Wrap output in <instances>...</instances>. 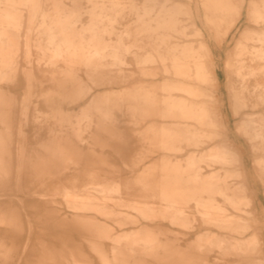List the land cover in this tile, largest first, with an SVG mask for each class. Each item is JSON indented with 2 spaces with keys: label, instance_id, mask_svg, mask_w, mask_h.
<instances>
[{
  "label": "rangeland",
  "instance_id": "rangeland-1",
  "mask_svg": "<svg viewBox=\"0 0 264 264\" xmlns=\"http://www.w3.org/2000/svg\"><path fill=\"white\" fill-rule=\"evenodd\" d=\"M34 1L42 6L46 14L52 12V0ZM99 1H105L109 7L118 3L117 7L126 8L122 13H112L115 20L107 24L108 30L112 33L99 35L100 39L104 40L105 37L104 41L109 44L114 43L113 45H117L121 37L130 48L125 54L124 63L117 67L120 71L119 76L115 80L98 76L95 82L88 83L91 93L97 90H115L114 114L111 116L109 126L105 128L101 125L100 115L95 114L91 116L92 119L85 124L86 126L78 127L73 114L78 110L69 111V115L64 116L55 125L53 123L40 125L35 123L32 111L29 121L20 126L23 120L22 105H20L16 125L11 126L9 130L1 128L3 135L6 138L8 136L9 140L5 143L3 156L0 157V264H52L54 254L59 264H72L70 263L72 260L69 259L70 254L77 258L78 264H105L95 251L93 243L95 239L90 237L93 232L91 233L88 228L78 227L76 220L80 218L85 221L91 220L96 228L110 230L116 236L131 235L139 229L137 224L132 223L134 219L140 218L139 211H147L157 216L153 220L141 219V224L148 227L150 232L154 231L153 233L160 238V247L156 251L158 261L143 256L141 262L144 264L157 262L159 264H249L250 261L252 262L250 264H260L261 261V264H264V182L256 175L258 173L254 161L264 157V151L253 150V144L239 133V127L245 118L264 116V102L259 100L264 87L262 72L264 62L245 60L249 67L246 72L252 70L256 74L247 76L248 90L245 92L248 99L247 107L238 115L232 110V97L233 89L239 90L242 80L233 75L228 66V63H235L236 47L239 42L245 41L243 37L245 31L259 30L263 27L256 26L250 21L251 2L262 6L263 0H234L237 11L221 13L218 17L221 23L220 35H217L216 31L207 24L203 5L205 0ZM60 2L68 10L82 9L78 25L90 24V15L85 13L91 6L89 0H60ZM133 4L140 13H143L146 7H155L154 12L147 16L148 21L152 17H157L164 4L170 7L181 6L186 10L179 15L180 31L184 34L170 32L173 36L171 42L181 45L187 43L203 54L212 77L210 85L205 87L214 95V98L208 100L209 108L213 111L211 115L216 119L215 104L220 100L226 124V127L219 126L216 129L218 133L216 137L198 147L185 143H170L172 144L170 146L163 144L164 132L175 129L182 121L169 115L161 116V109L141 110L129 105L126 110L128 114L124 115L122 98L125 94L128 96L135 93L152 94L157 99H162L168 93L163 91L161 86L166 81H174L171 74L162 73L161 62L146 66L141 63L143 57L149 54L156 55V52L153 38H149L150 35L136 23L138 15L130 9ZM30 5H20V7L24 17L22 40H26L25 35L28 34L27 29L30 26L32 30L29 35V46H31L28 49L25 43H21L17 55L21 65L32 67L44 62L39 61L42 52L35 45L41 20H30L32 18L28 10ZM151 23L155 24L153 21ZM167 32L169 31H158L161 35ZM202 42L209 46L205 51L201 49ZM162 51L165 52V47ZM244 57L248 58L247 55ZM29 69L31 68H24V70ZM30 71L19 73L11 79V81L14 79L21 81L15 95L20 104L24 101L30 102L32 107L38 106L47 114L43 95L46 92V84L43 82L45 77L34 68ZM184 82L191 85L198 84L194 80ZM173 95L177 98L186 97L183 92H174ZM255 104L257 105L254 107ZM230 141L241 152L249 174L248 186H246L249 189L240 187L236 191L241 190L239 196L245 199L240 207L241 210L224 203L222 196L216 195L215 198L218 205L227 209L225 214L229 218L244 219L250 225L242 239L248 243L252 241L254 245L256 242L259 243V252H252L253 254L241 252L243 256L235 251L230 254L232 250L231 248L228 250L227 245L223 251L227 250L228 253L220 251L214 243L217 241L216 238L222 235L221 238L228 240L229 237L238 238V236H230L226 231L205 223L197 213L194 202L175 203V208H180L182 213L181 218L175 223L171 221V217L177 212L169 209L174 205L168 196L171 182L174 181L176 174L167 171L166 167L176 163L182 166L188 165L186 159L189 156L204 155L216 145ZM99 150L104 151V159L98 157ZM54 152H59V155L50 157L49 153ZM69 160L75 162L68 164ZM56 166L67 169L64 173L55 174ZM198 166L203 176L209 175L214 170H219L223 174V170L217 164L209 167L202 161ZM90 173L116 178L131 185L128 194L123 198L124 202L119 204L112 201L105 202L112 207L107 208L112 213L111 218H104L89 209L81 211L86 217L77 218L76 213L69 207L81 209L104 203V201L94 203L83 194L82 187L86 183L84 178ZM238 182H242V179L230 180L233 187L238 186ZM65 194H70L72 197L66 200ZM32 202L37 204V208L30 207ZM101 238L100 246L104 247L109 264H129L127 260L115 259L112 253V239ZM122 242L123 248L129 247L128 243ZM234 253L239 254L234 255Z\"/></svg>",
  "mask_w": 264,
  "mask_h": 264
},
{
  "label": "bare ground",
  "instance_id": "bare-ground-1",
  "mask_svg": "<svg viewBox=\"0 0 264 264\" xmlns=\"http://www.w3.org/2000/svg\"><path fill=\"white\" fill-rule=\"evenodd\" d=\"M35 2L34 0H0V157L4 154L6 141L9 140L8 136L6 138L3 135L1 128L9 130L11 126L16 125V116L20 105H22L23 115L20 126L29 121L30 112L32 111L35 123L40 125L42 123H53L55 125L64 116L69 115V111L78 110L73 113L78 127L86 126L85 124L91 121V116L94 114L100 115L103 127H108L111 116L115 111V90L105 89L91 93V87L88 83L89 81L95 82L98 76L110 77L112 80L117 79L120 74L117 67L124 63L125 54L130 51V48L126 46L121 37L117 45L106 43L104 41L105 37L104 40L99 38V35L112 33L108 30L107 25L115 20L112 13H122L126 9L125 7H117L118 3H114L109 7L105 1L89 0L91 6L85 13L90 15V24L78 25L82 16L81 8L68 10L60 0H52L53 10L48 15L42 10V6ZM29 4H31V7L28 10L32 14L30 20H41L35 45L42 52L39 61L44 62L32 67L21 65L17 55L21 43H25L28 49L31 46H29V35L32 30L30 26L27 29L28 34L25 35L26 40H22L24 38L22 31L24 17L20 7V5ZM203 5L207 24L216 31L217 35H220L221 28L219 15L221 13L236 12L238 9L234 0H205ZM154 8V6L146 7L143 13H140L137 6L134 4L130 6V9L138 15L137 25H141L142 30L150 35L149 38H153L152 42L155 45L156 55L149 54L143 57L141 63L146 66L161 62L162 68L160 69H162V73L165 75L171 74L174 81H166L161 86L162 90L168 93L162 99H157L152 94L135 93L134 95L129 94V96L125 94L122 98V110L125 111L124 115L126 116L129 105H134L135 108L141 110L155 111L161 109V116L169 115L182 121L176 125L175 129L164 132L163 144L170 146L172 145L170 143H185L198 147L207 140L216 137L218 135L216 129L219 126L226 127L221 110L222 104L220 100L215 104L216 119H214L211 115L213 111L210 110L208 103V100L214 98V95L205 88L212 82V77L203 54L187 43L181 45L171 42L173 36L170 32H175L178 35L184 34L180 31L181 21L179 15L185 13L186 10L181 6L170 7L164 4L157 17H152V20L148 21L146 18L154 12ZM250 12V21L256 26L263 27L259 30L245 31L243 34L245 41L239 42L236 47L235 63H228L233 75L242 80L239 90L233 89L232 110L235 115H238L242 109L247 107L248 99L245 94L248 90L247 76L256 74L252 70L246 72L249 67H247L245 60L264 62V0L262 6L257 5L256 2H251ZM150 21L155 22V24ZM160 30L169 32L161 35L158 33ZM127 36H129V33H127ZM164 47L165 52L162 51ZM208 48V44L201 43L203 51ZM245 55L248 58H245ZM25 67L31 69L24 70ZM32 68L45 77L43 82L46 84V92L43 95L46 101L47 114L43 113L42 108L38 106L32 107L30 102L24 101L20 104L15 95L20 88L21 81L19 79L11 81V79L19 73L32 70ZM262 72L264 74V65ZM187 80H194L198 84L191 85L184 82ZM174 92H183L186 97L177 98L173 95ZM261 93L259 100L264 102V87ZM198 99L199 102L196 101ZM239 133L253 144V150L264 151V116L245 118L239 127ZM58 155L59 152L49 153L50 157ZM98 157L100 159L105 158L103 150L98 151ZM186 161L188 165L185 166L176 163L171 167H166L167 171L176 174L171 186L168 185L171 187L168 197L174 204L169 209L177 212L171 217V221L175 223L181 218L182 214L180 208H175V203L194 202L197 213L205 223L226 231L230 236H238V238L229 237L228 240L221 238L222 235L216 238L217 241H214V243L220 251H223L227 245L229 249H226L230 250L231 248L232 250L230 254L235 251L243 256L241 252H259V243L256 244V242L254 245L252 241L248 243L242 239V236L249 230L250 225L244 219L229 218L225 214L227 209L218 205L215 198L216 195L222 196L224 203L236 208V210H241L240 207L244 204L245 199L240 197L241 195L239 196L241 190L236 191L240 187L248 188L246 187L248 186L247 182L244 180L238 182L239 185L236 187L230 184V180H241L245 175L244 170L241 168L243 165L241 152L232 143L224 142L216 145L204 155H191ZM202 161L206 162L209 167L216 164L220 165L223 174L219 170H214L211 171L212 173L209 172V175L203 176L201 168L198 166ZM254 161L258 173L256 175L264 182V157H259ZM74 162L75 160H69L68 164ZM66 169V167L60 169L56 166L55 174L64 173ZM84 180L86 183L82 187L83 194L88 200H93L94 203L104 201V203L81 209L69 206L76 213L77 218L86 217L81 211L87 209L96 211L104 218H111L112 213L107 208L112 207L105 202L112 201L116 204L124 202L123 198L128 194L131 187L130 184H125L119 179L96 173L86 175ZM64 196L66 200L72 197L70 194ZM30 207L37 208V204L32 202ZM139 212L140 218L134 219L132 222L137 224L139 229L131 235L116 236L110 230L102 227L96 228L95 223L91 220L85 221L80 218L75 223L78 227H85L91 230V233L93 232L90 237L95 239L93 242L95 251L102 257L105 264L109 263L104 247L100 246L101 237L112 239V253L115 259L127 260L129 264H144L141 262L143 256L152 257L154 260L158 259L156 251L160 247V238L153 233L154 231L150 232L148 227L141 224L142 220H153L157 216L147 211ZM121 227L123 226L121 225ZM122 241L128 243L129 247H124V249ZM226 251L224 250L223 253ZM69 259L72 260L70 263L78 264V260L74 255L70 254ZM51 261L52 264H59L55 254ZM250 262L248 263L250 264ZM155 264H159V262Z\"/></svg>",
  "mask_w": 264,
  "mask_h": 264
},
{
  "label": "crops",
  "instance_id": "crops-1",
  "mask_svg": "<svg viewBox=\"0 0 264 264\" xmlns=\"http://www.w3.org/2000/svg\"><path fill=\"white\" fill-rule=\"evenodd\" d=\"M230 143H232V142L230 141ZM232 145H233L236 149H238V147H236L233 143H232ZM238 150H239V149H238ZM239 151H240V150H239ZM241 168L244 170V173H245V175H244L243 178H242V181L244 180L245 182H247V185H248L249 174H248V171H247V168H246L244 162H243V165L241 166Z\"/></svg>",
  "mask_w": 264,
  "mask_h": 264
}]
</instances>
